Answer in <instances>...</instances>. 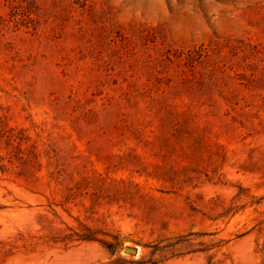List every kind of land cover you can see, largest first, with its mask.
I'll list each match as a JSON object with an SVG mask.
<instances>
[{
  "label": "rangeland",
  "instance_id": "obj_1",
  "mask_svg": "<svg viewBox=\"0 0 264 264\" xmlns=\"http://www.w3.org/2000/svg\"><path fill=\"white\" fill-rule=\"evenodd\" d=\"M0 264H264V0H0Z\"/></svg>",
  "mask_w": 264,
  "mask_h": 264
},
{
  "label": "water",
  "instance_id": "obj_2",
  "mask_svg": "<svg viewBox=\"0 0 264 264\" xmlns=\"http://www.w3.org/2000/svg\"><path fill=\"white\" fill-rule=\"evenodd\" d=\"M126 251H127L128 253H136V250H133V249H131V248H127Z\"/></svg>",
  "mask_w": 264,
  "mask_h": 264
}]
</instances>
